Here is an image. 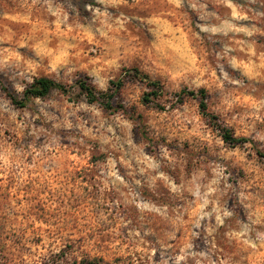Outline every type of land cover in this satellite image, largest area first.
Returning <instances> with one entry per match:
<instances>
[{
	"label": "clouds",
	"instance_id": "obj_1",
	"mask_svg": "<svg viewBox=\"0 0 264 264\" xmlns=\"http://www.w3.org/2000/svg\"><path fill=\"white\" fill-rule=\"evenodd\" d=\"M0 264H264V0H0Z\"/></svg>",
	"mask_w": 264,
	"mask_h": 264
}]
</instances>
